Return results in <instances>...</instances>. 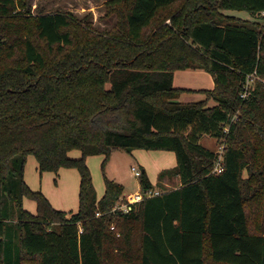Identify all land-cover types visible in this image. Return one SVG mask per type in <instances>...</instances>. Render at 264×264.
<instances>
[{
  "label": "trees",
  "instance_id": "1",
  "mask_svg": "<svg viewBox=\"0 0 264 264\" xmlns=\"http://www.w3.org/2000/svg\"><path fill=\"white\" fill-rule=\"evenodd\" d=\"M104 7L115 25L100 32L89 15L0 0V264H264V25L223 13L257 18L264 0ZM197 69L214 79L203 90L214 105L180 101L188 90L175 73ZM205 135L226 138L220 174ZM118 149L175 152L177 166L158 184L174 172L180 186L113 211L125 187L105 167ZM31 155L40 173L78 170V212L55 209L28 185ZM92 155L104 156L100 200ZM140 186L154 188L145 170Z\"/></svg>",
  "mask_w": 264,
  "mask_h": 264
},
{
  "label": "rangeland",
  "instance_id": "2",
  "mask_svg": "<svg viewBox=\"0 0 264 264\" xmlns=\"http://www.w3.org/2000/svg\"><path fill=\"white\" fill-rule=\"evenodd\" d=\"M106 1L108 0H29V3L33 5V9L39 4L41 9L45 12H72L80 17L89 15L91 16L90 19L92 18L94 22L95 28L100 32H104L111 30L115 25L114 19H106L104 17V6ZM223 13L236 16L242 20L259 22L261 26L264 25V17L260 16L255 18L245 11L227 10L223 11ZM167 24H170V21H167ZM185 71L191 75L186 80H182L183 86L199 87L201 85L208 87L206 86L208 81L209 83H214L212 75L203 70ZM180 74L183 73H177V75ZM255 81L256 80L251 81L249 84L251 91L255 89ZM203 90L210 89L189 91L192 92L191 96H193V98L191 100L180 99V101L197 102L207 100L209 105H214V101L209 99V96L203 93ZM236 119L237 113H235L234 116V120ZM200 144L210 150L222 153L223 148L226 146V138L217 140L205 135L201 138ZM70 155L75 159L81 158L82 156L79 150H73ZM86 161L91 171L97 196L101 199L105 191V179L102 171L104 156L92 155L87 157ZM173 161L174 164H172ZM176 166L177 158L173 151L136 149L128 153L118 149L112 152L105 167V173L108 178L125 185L126 191L124 192V201H126L129 196H134V192L138 191L140 187V176L137 171L132 170L133 167L140 171L145 170L153 181H157V179H159V174L163 170H173ZM60 171L58 174L54 172L40 173L38 163L35 157L31 155L28 156L26 163L25 180L34 191H41L49 198V201L52 202L51 204L55 209L67 212L68 214L76 213L80 206V174L77 169L65 168ZM163 181L168 185L163 184ZM179 186L180 179L174 172H171L162 178L158 185H154L153 189L163 193ZM50 197L55 199L54 202ZM24 208L33 214H35L37 210L35 202L29 198L24 199Z\"/></svg>",
  "mask_w": 264,
  "mask_h": 264
},
{
  "label": "built area",
  "instance_id": "3",
  "mask_svg": "<svg viewBox=\"0 0 264 264\" xmlns=\"http://www.w3.org/2000/svg\"><path fill=\"white\" fill-rule=\"evenodd\" d=\"M261 16L264 17V11L261 13ZM257 76L252 75L250 77H248V81L247 84L245 86L244 91L241 93V98L243 99H247L250 96V82L256 80ZM228 128H226L225 131H227ZM224 149V148H223ZM223 152V151H222ZM225 166H224V158H223V153H220L219 158L217 159L216 162V166L214 169V173L215 174H220L224 171ZM133 171H137V173L141 174L140 170H137V168L133 167L132 168ZM162 192H159L158 190H154V189H150L148 191L144 192H137L135 193L134 196H129V198L126 199V201H124V195L120 198V200L118 201L116 207L113 209V211L115 212H120V213H128L129 211L132 210L133 206L139 202H141L144 198L148 197H154V196H159L161 195Z\"/></svg>",
  "mask_w": 264,
  "mask_h": 264
},
{
  "label": "crops",
  "instance_id": "4",
  "mask_svg": "<svg viewBox=\"0 0 264 264\" xmlns=\"http://www.w3.org/2000/svg\"><path fill=\"white\" fill-rule=\"evenodd\" d=\"M180 72H182L183 74H180V75H177V73H180ZM191 74H189L188 72H186V71H177L176 73H175V78H174V84H175V86L176 87H179V88H184V89H186V90H188L187 92H185V93H183L182 95H181V97H180V99H185V100H191L192 98H193V96H191V93L192 92H189V91H198V90H202V89H213L214 88V83H209V81H208V83H207V85L206 86H208V87H204V86H199V87H189V86H183L182 84H183V81L182 80H186L189 76H190ZM176 81H177V85H176ZM182 81V82H181ZM189 93V94H188ZM192 102H195V101H192ZM37 161V160H36ZM38 163V162H37ZM172 164H174V161L172 162ZM61 172V171H60ZM25 174H26V169H25ZM149 176V175H148ZM150 178V177H149ZM150 180H151V182L153 183V185H157L158 184V181H159V179H157V181H153L151 178H150ZM122 184V183H121ZM163 184H165V185H168V184H166L164 181H163ZM124 187H125V185H124ZM125 191H126V187H125ZM141 191V186L139 187V190L138 191H136V192H134V194L135 193H137V192H140ZM104 194H105V191H104ZM104 196V195H103ZM52 200H53V202H54V198L53 197H50ZM49 199V198H48ZM98 199H100L99 197H98ZM51 202V201H50ZM52 203V202H51Z\"/></svg>",
  "mask_w": 264,
  "mask_h": 264
}]
</instances>
